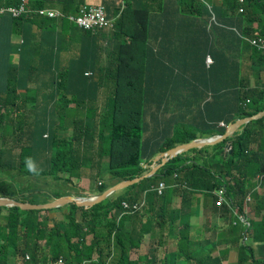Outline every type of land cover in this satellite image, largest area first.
Segmentation results:
<instances>
[{
	"label": "trees",
	"instance_id": "trees-1",
	"mask_svg": "<svg viewBox=\"0 0 264 264\" xmlns=\"http://www.w3.org/2000/svg\"><path fill=\"white\" fill-rule=\"evenodd\" d=\"M22 1L0 0V7H18ZM27 1V15L0 14L1 197L34 203L30 195L36 190L23 187L20 179L48 176L51 195H44L42 203L58 199L67 194L72 179H62V173L98 168L106 160L110 176L104 179L100 173L96 177L100 185L96 178L91 185V191L102 193L112 183L143 176L149 168L141 163H153L174 145L195 139L198 132L223 135L226 128L218 127L219 121L228 125L264 110V84L249 88L242 75V63L250 64L252 71L264 69V54L242 37H251L256 30L264 39V0H207V6L201 0H123L126 8L111 33H93L75 24L73 17L81 15L85 0ZM44 9L55 10L57 15L40 14ZM98 37L108 41L110 50H100ZM100 54L108 60L106 66ZM206 55L213 59L209 68L204 63ZM87 71L91 75H85ZM32 76L41 79H34L31 87ZM109 78L113 80L110 91L106 87ZM71 111L84 118L73 119L70 129L66 118ZM149 127L168 131L152 134L143 142ZM234 136L240 153L262 151L263 155L232 159L224 153L230 141L226 139L214 145L210 155L208 149L200 150L192 165L180 166L186 160L176 156L159 168V175L126 187L116 198L88 209L68 204L67 220L50 229L34 230V210L1 207L0 264H11L24 254L33 262L47 261L46 254H50V260L62 256L66 264H82L94 254L95 264H107L110 258L116 264H137L128 260L125 243L135 246L142 241L143 233L134 242L128 230L140 216L124 215L116 221L108 217L110 210L119 213L121 201L134 203L145 198L144 193L149 204L150 188L161 181L184 202L195 191L220 187L228 176L234 180V186L227 188L229 197L242 198L253 188L251 173L260 174L264 181V117L247 123ZM253 144L255 151L250 150ZM232 170L240 179L232 176ZM255 190L247 207L264 212V193ZM167 197L164 229L177 250L172 252V264H180L182 256L187 258V249L192 258L200 246L214 249L220 245V234L196 232ZM238 206L242 213L243 203ZM53 210L61 207L43 211ZM84 234L92 236L88 246ZM159 244L168 247L164 235Z\"/></svg>",
	"mask_w": 264,
	"mask_h": 264
},
{
	"label": "clouds",
	"instance_id": "clouds-1",
	"mask_svg": "<svg viewBox=\"0 0 264 264\" xmlns=\"http://www.w3.org/2000/svg\"><path fill=\"white\" fill-rule=\"evenodd\" d=\"M201 1L206 6L210 3L207 0H201ZM239 1L241 3L243 2V0H239ZM85 2H86V0H85ZM213 2H217V0H213ZM125 8H126V6H125V3H124L123 0H100V3H98V4L85 3L83 6H81V15H77L76 17H73V21L75 22V24L80 29L85 30V31H91L93 33H97V32L111 33V28L113 27V24L116 22L117 17L120 14H122V12L124 11ZM109 24H112V26H110ZM77 32L82 36V33L79 30ZM235 33L238 36H241L237 31H235ZM255 33L257 34V37L261 38L256 30L252 33L251 37H245V36H242V37H244L243 39L252 48H254L257 52H260V53L264 54V52L258 51L254 46H252L246 40L248 38L255 37L254 36ZM261 39H263V38H261ZM99 41H104L107 44L104 47V49L108 48L110 50V46L108 44V41L104 40L102 37H98L97 38V44H99ZM19 42L22 43V40H19ZM98 46L100 47V45H98ZM100 49H102V48L100 47ZM14 57H16V59H17V55L13 56V61H14V63H16V60H14ZM208 60H209V62H208ZM204 63H205L206 68H209L213 64V59L211 58L210 55H206L205 56ZM242 68H243V63H242ZM248 70L252 74H255V76H259L262 72H264L263 68H260L259 71H257V69L255 68V70L252 71L251 68H250V64L248 65ZM85 75H91V73H87L86 72ZM242 75H243V73H242ZM243 77L245 78L244 75H243ZM245 80L247 81L249 88L260 87V86H262L264 84V82L263 83H258V84H255L254 87H252V86H250L248 79L245 78ZM112 83H113V80H112ZM112 83H111V85H112ZM246 103H249V99L246 100ZM72 107L73 106L70 105L69 109H72ZM262 111H264V110H262ZM262 111H260L259 113H261ZM79 115H81V114L77 115V114L73 113L72 111L67 114V118L66 119L69 120L68 125H69L70 129H71V121L73 119L82 120L84 118V115H82L81 117H79ZM250 117H252V116H250ZM262 117H264V112H263ZM257 120H259V119H257ZM252 121H255V120H252ZM230 124H232V123H230ZM230 124L226 125L223 121H219L217 123V126L218 127H222V128L225 127L226 130H227V127ZM243 126H241L232 135H230V136H228V137H226L224 139H221L220 136H222V135H218V134L206 135V134H201L200 132H198L197 133V137L195 139H193V140H191V141H189L187 143L174 145L172 148H170L165 153H162V154L158 155L154 159L153 163H151V164L150 163L141 164L143 166V168H146V167L149 168V171L147 173H145L144 175H148L150 173H151V176L154 175V174L159 175L160 174L159 173L160 172L159 168L163 164H165L169 159H172V158H174L176 156H180V158L186 160L180 166L192 165L193 164L192 159L197 156V153L200 150L208 149V152H209V155H210L212 153L211 148L214 145H216L218 143H221V142L225 141L226 139L232 138L234 135H236V133H240L241 132L240 130H242ZM226 130H225V132H226ZM165 131H168V129L167 128L149 127V129H147L146 134L144 136H142V141L144 142V141L148 140V137L150 135H152V134H158V133H162V132H165ZM227 142H230V141H227ZM176 148H187V149L177 152L172 157L168 156L167 161L163 162L164 158H165L164 155L166 153H169L170 151H173ZM256 149L257 148H255V150ZM230 150H231V143H230V148H229L228 151L226 150V145H224V153L225 154H226V152L231 154ZM250 150L255 151V150H253L251 148V146H250ZM101 166H103V167H101ZM106 167H108V165H106V160H105L104 165H100V167L97 168V173L92 174L90 176L89 181H88L89 187L86 188V191L89 194H87V195L79 194V191L76 189L77 187H79V185L78 184H71L70 187L68 188L69 191H66L67 194L64 197H66V196L95 197V196H98V195L102 194L104 191H106L107 189H109L112 186L116 185L117 183L122 182V181H119V182H116V183H112L102 193H96V191H94V192L91 191V185L93 183L92 179L96 178L98 176V174H100L102 172V170L106 171ZM209 174L213 175L215 178H217V175H215L214 171H210ZM231 174H232V176L235 179H240L239 175L237 174V172L235 170H232ZM108 177L109 176H106V177H103V178L106 179ZM137 178H139V177H137ZM137 178H135V179H137ZM145 178H148V177H145ZM262 179H263V177L260 176V174L251 173L249 181L253 185V188L251 190H249L242 198L236 197L234 199H231L229 197V195H228L227 188L234 186V180L231 177L226 176L224 179L221 180L223 182L222 185L220 187L214 189V190H211V191H195L184 202H183V199H181L180 196H178V200H179V207L178 208L181 209L183 211V213L187 214V212H188V210H189V208L191 206V203L193 202V199L196 202L198 200L196 196H200L203 199H208L210 201V203H211V206L213 208L224 210L227 213H232L235 217L238 218V220L235 221L236 223H240V221L242 219V222L240 224L243 225V235L242 236H243V239H244V243L241 245V248L244 251H250L251 252L252 251L251 244H252V240L254 238L255 233H260L261 236L264 235V212L260 213V212L250 211L248 209V207H247V202L251 198L250 194H252L254 192V190H255L254 183L257 182V180H258V182H257V188L255 190V193L259 194V189L264 186V181H262ZM128 181H130V180H128ZM96 182H97V185H100V183H101V181L99 179H97V178H96ZM128 186H130V185H128ZM124 189H122L120 191H117V192H114V193H121V192L124 191ZM150 191H151V193H150V197H149V204L147 203L146 194L144 193L145 198L143 197L142 200L136 201L134 203H129V202L125 201V200L121 201L120 202L121 211L119 213H116V209L113 208V209L110 210L108 217L109 218L115 217L116 221H119V219L122 216H124V215H137V216L139 215L140 218L138 219L137 222L140 223L141 220L147 216L146 213L148 211V212H150L151 217H152V219H150V217H148L149 220H153L157 224H159L160 221H164L165 214H166V210H165L164 205H163L164 204V200L169 195L170 196L167 197V199L170 198L173 195V193L170 191V189L167 186H165L162 183V181L159 182L157 185L152 186L150 188ZM114 193H111L107 198L112 196ZM53 200H55V199H52L50 201H53ZM50 201H48V202H50ZM239 203L240 204L243 203V212L242 213H238V210H237L239 208V206H238ZM40 204H43V203H40ZM68 204H74V203L66 202L64 205L61 206V209L65 207V208L68 209V212H69L70 207L68 206ZM134 206H136V208H134ZM76 207H78V206H76ZM78 208H80V207H78ZM81 208H84V207H81ZM84 209H88V208H84ZM67 215H68V213L65 216L67 217ZM147 222H148V219H146L145 223H147ZM129 232H131L134 235V239H135L134 242H136V240H138L140 238V234L141 233H143L144 236H145V233L142 232V231L138 232V235H136L132 230H129ZM144 236H143V238H144ZM143 238H142V240H143ZM91 239H92V236H91ZM91 239H90V241H91ZM249 239H250V242H248ZM86 241L87 240L85 238V243H86ZM90 241L87 243V246L90 243ZM141 244H142V241H139V242L136 243L135 246H133V248H139L141 246ZM26 255H28V254H24L23 257L19 258L20 261L17 264H20ZM29 258H30V256H29ZM49 258H50V256L47 255V261H44L43 259H41V260H39L37 262H33L31 260V258H30V262L34 263V264L38 263V262L47 263L48 261H55L57 259H60L61 260V264H66V262H65V260H64V258L62 256H58V258L55 259V260H50ZM166 258L167 257L165 256L163 260L166 261ZM95 259H96V255L93 256V254H92L90 259L82 260L83 261L82 264H95ZM128 260L130 262H134V263H137V264L139 262V260H133L132 261L129 258H128ZM15 261H16V259L13 261L14 264H15ZM161 264H164V262L161 263Z\"/></svg>",
	"mask_w": 264,
	"mask_h": 264
},
{
	"label": "crops",
	"instance_id": "crops-1",
	"mask_svg": "<svg viewBox=\"0 0 264 264\" xmlns=\"http://www.w3.org/2000/svg\"><path fill=\"white\" fill-rule=\"evenodd\" d=\"M85 3L98 4L100 3V0H86ZM76 33L80 37L79 41H81L85 47V41L83 40L82 36L78 32ZM98 45H100L102 48L100 50H109L108 48L104 49V47L107 45L104 41H99ZM99 59L100 61L106 60L105 66L107 65L108 60L105 59L104 54H100ZM14 60H16V57H14ZM248 65L249 64L247 63H243L242 73L245 78L248 79L250 86L254 87L255 84L263 83L264 72H262L259 76H255V74H252L248 70ZM87 73L91 72L87 71ZM111 83L112 79L109 78L106 81V87L109 88V91ZM81 116L82 115H79V117ZM101 165H104V163ZM92 169H96L97 171V168ZM91 175L92 174H90V176ZM84 186L88 188V182ZM259 193H264V186L259 189ZM196 197L198 200L195 202L193 199L187 214H184L187 216L191 228H194L196 232L204 231L207 236H209L212 232L220 234V245L214 249H204L202 246H200L195 249L192 258H190V249H187L188 256L187 258L182 256V261L180 264H264V235L261 236L260 233H255L251 244L252 251H244L241 248V245L244 243L242 236L243 225L233 221L234 215L232 213H227L224 210L213 208L208 199H203L200 196ZM170 200L172 207H179V200L177 196L173 194L170 197ZM3 218L4 217H1L0 224L3 223ZM146 219H148L147 223H145ZM167 222L168 213L166 211L164 221H160L159 224L153 220H149L148 216H146L141 220L140 223L134 222L128 227V230H132L136 235H138V232L140 231L145 233L140 247H145L147 252L148 249L152 251V254L150 258L147 259L146 264H161L163 262L164 264H172L169 262V257L173 255V251L177 252V250L174 249L173 241L167 235V233H165L164 236L168 243V247L165 245L161 246L159 242L162 236L157 237L154 235V233H152V228L154 226L155 228H164ZM223 222L227 223L229 227H225ZM248 242H250V239ZM140 256H138L136 260H140ZM165 256L167 257L166 261L163 260Z\"/></svg>",
	"mask_w": 264,
	"mask_h": 264
},
{
	"label": "rangeland",
	"instance_id": "rangeland-1",
	"mask_svg": "<svg viewBox=\"0 0 264 264\" xmlns=\"http://www.w3.org/2000/svg\"><path fill=\"white\" fill-rule=\"evenodd\" d=\"M201 16L202 15H199L200 20L202 19ZM15 42H19V40L15 38ZM34 79H36V81H38L41 78L32 76L31 79H29V83H30L31 87L34 84L33 83ZM20 93H21V95H23V92H20ZM236 134H238V133H236ZM66 137L69 138V137H71V135H68ZM234 137L229 138V140L231 141L232 146H233V152H231V154H230V157L232 159H237V158L249 159V158L261 157L263 155L262 151H259L256 153H250L249 155H244V154L240 153L237 146H236V143H233ZM241 140L243 143L246 142V134L242 135ZM261 144L262 143L260 142V145ZM225 145H226V150L228 151L230 148V142H227ZM75 146H76V142H73V147L75 148ZM251 148L253 150H255V148H257V145L256 144L251 145ZM141 164H143V163H141ZM98 167H100V165ZM95 173H97L96 169H92L91 167H88L87 170L81 169L80 171H74V172H71L70 174L62 173L61 175H62V179H64L65 177L72 178L71 183L68 185V187H70L71 184H79V187L76 188L79 191V194L87 195L89 193L86 191V187L84 185L89 181L90 174H95ZM101 176L106 177V176H110V174H109V172L102 170ZM134 179H132V180H134ZM20 181L22 182L23 187L34 188V190H36L35 193L30 195V199L34 203L40 204L43 201L42 198L44 195H51V191H50L51 187L50 186L52 184V179L48 176L47 177L31 176V178H29V177L22 178V179H20ZM65 191H69V190L66 188ZM118 195H119V193H114L112 196H110L107 199L116 198ZM1 212H2V214H4L5 211L3 209H1ZM67 213H68V209L65 207L62 208L61 210H58V211L53 210L52 212H46V213L43 210H34V212L32 213V217H31L32 222H33V226H34V230L36 228H41V227H45L48 229L53 228L58 221H60V220L66 221L67 220V218L65 216ZM46 215L48 216V218ZM146 215L148 217H150V219H152L150 212L147 211ZM78 216H79V213L76 212V217L78 218ZM1 217L2 216H0V219H1ZM40 220H42L41 223L39 222ZM241 222H242V219H241L240 223ZM223 225L225 227H229L228 224L225 222H223ZM152 233H154V235L159 237V236L165 235L166 230L162 227L155 228V226H154L152 228ZM84 236L86 237V240H87L86 244H87L89 242V240L91 239V235L90 234H88V235L84 234ZM72 241H74V240H72ZM39 244H43V241H41ZM125 249L128 252V258L130 260H136V258L141 255L139 257L140 260H139L138 264H146L147 259L150 258L151 254H152V251L150 249H148V252H147L145 247L133 248V246L127 242L125 243ZM46 255H50V254H46ZM93 256H95V255L93 254ZM19 261H20L19 258L16 259L15 264H17ZM11 264H14V263H11ZM107 264H116V259L115 258L108 259Z\"/></svg>",
	"mask_w": 264,
	"mask_h": 264
},
{
	"label": "water",
	"instance_id": "water-1",
	"mask_svg": "<svg viewBox=\"0 0 264 264\" xmlns=\"http://www.w3.org/2000/svg\"><path fill=\"white\" fill-rule=\"evenodd\" d=\"M262 111L261 113H258L252 117L244 118L235 121L234 123L230 124L227 127V130L224 135L220 136L221 139H224L230 135H232L235 131H237L241 126L247 124L248 122L252 120H257L260 119L263 115ZM187 148H176L173 151H170L169 153H166L164 156V161H167L168 156L172 157L174 156L177 152L185 150ZM169 154V155H168ZM151 173L148 175L141 176L137 179L130 180V181H122L117 183L116 185L112 186L111 188L107 189L104 191L102 194L95 196V197H73V196H62L58 199H55L53 201L43 203V204H34V203H28V202H20L16 201L11 198L7 197H0V208L1 207H18L21 210H50L54 208L61 207L64 205L66 202L74 203L78 207H84V208H89L92 207L102 201H104L111 193L120 191L127 187L128 185H131L145 177H150Z\"/></svg>",
	"mask_w": 264,
	"mask_h": 264
},
{
	"label": "built area",
	"instance_id": "built-area-1",
	"mask_svg": "<svg viewBox=\"0 0 264 264\" xmlns=\"http://www.w3.org/2000/svg\"><path fill=\"white\" fill-rule=\"evenodd\" d=\"M27 0H23L21 5L18 7H0V14L4 13H10L14 18L21 17L22 15H27V10L25 9V4L27 3ZM40 14L48 15L49 17H54L57 15L55 10H48L44 9L39 11ZM112 26V24H109ZM255 37L246 39L252 46H254L258 51L264 52V40L257 37V34H254ZM209 62V60H208ZM136 208V206H134ZM20 264H34L30 262V258L28 255L24 257L22 262ZM35 264H61V260L57 259L55 261H48L47 263H35Z\"/></svg>",
	"mask_w": 264,
	"mask_h": 264
},
{
	"label": "flooded vegetation",
	"instance_id": "flooded-vegetation-1",
	"mask_svg": "<svg viewBox=\"0 0 264 264\" xmlns=\"http://www.w3.org/2000/svg\"><path fill=\"white\" fill-rule=\"evenodd\" d=\"M169 262H171V263H172L171 257H169Z\"/></svg>",
	"mask_w": 264,
	"mask_h": 264
}]
</instances>
